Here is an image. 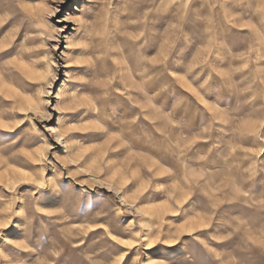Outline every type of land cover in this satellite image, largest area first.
Wrapping results in <instances>:
<instances>
[{"label":"rangeland","instance_id":"1","mask_svg":"<svg viewBox=\"0 0 264 264\" xmlns=\"http://www.w3.org/2000/svg\"><path fill=\"white\" fill-rule=\"evenodd\" d=\"M0 264H264V0H0Z\"/></svg>","mask_w":264,"mask_h":264}]
</instances>
